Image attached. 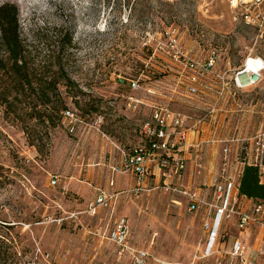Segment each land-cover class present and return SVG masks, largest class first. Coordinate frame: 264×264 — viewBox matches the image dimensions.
<instances>
[{
  "label": "rangeland",
  "instance_id": "rangeland-1",
  "mask_svg": "<svg viewBox=\"0 0 264 264\" xmlns=\"http://www.w3.org/2000/svg\"><path fill=\"white\" fill-rule=\"evenodd\" d=\"M256 1H245L246 8L264 11V1ZM4 4L18 10L33 78L59 79L57 91L46 93L75 116L74 131L58 113L49 123L53 106L40 102L39 87L22 90L0 69V93L7 98L0 103V264H133L137 251L153 263L191 264L201 215L189 213L184 198L153 175L137 194L129 192L135 177L115 167L119 148L142 143L140 127L153 104L190 117L191 126L216 102L212 73L198 95L186 92L187 71L166 49L173 40L166 32L174 31L188 58L204 61L216 50L214 73L229 82L247 54L264 56V36L240 19L245 7L235 9L230 0H0ZM132 81L140 89H131ZM130 96L140 103L129 107ZM225 97L219 136L264 127V82L243 92L231 86ZM101 192L114 195L111 207L93 215L90 206ZM116 218L131 225L122 253L106 238Z\"/></svg>",
  "mask_w": 264,
  "mask_h": 264
},
{
  "label": "built area",
  "instance_id": "built-area-1",
  "mask_svg": "<svg viewBox=\"0 0 264 264\" xmlns=\"http://www.w3.org/2000/svg\"><path fill=\"white\" fill-rule=\"evenodd\" d=\"M230 2L235 9L239 6L245 7L240 19L247 25L256 26L260 31L258 36L262 38L264 11L252 13L246 8V2L239 0L236 6H233L231 0ZM173 34L174 31L166 32L173 40L171 39L165 47L173 53L177 62L183 61L188 80L186 92L198 95L204 86L205 77L212 73V76L216 77V102L207 114L196 119L191 126L187 125L190 117L170 110L167 105L153 104L149 120L144 121L140 127L144 136L142 143L129 150L120 151L122 162L117 164L115 172L134 175L137 185L129 192L137 194L153 175L150 167L153 165L158 168L161 187L184 198L189 213L201 215L202 238L191 264H198L213 257L216 258L217 264H264V203L254 201L240 192V180L245 167L257 169L259 182L264 185V127L251 135L225 138L218 135L220 128L217 124V119L222 113L220 103L225 101L231 86L243 92L264 82V56L255 52L247 54L229 82L224 74L214 73L215 61L219 55L216 50L204 61L188 58L179 47L180 44L174 40ZM131 89H140L139 81H132ZM127 99L129 107L140 103L132 96ZM74 116L70 110L65 112L64 118L68 121L71 131H74ZM206 127H209L207 138L204 137ZM209 144L219 146L220 149L212 198L199 187L176 184L177 180H182L187 169V154L191 153L193 156L194 175L201 177L205 173L206 146ZM52 179V184L56 185L58 179ZM160 185H156L155 189L160 188ZM113 196L101 192L96 204L92 203L90 206L93 215L97 213L98 208L111 207L109 200L114 198ZM112 228L107 230L106 238L122 253L129 245L130 222L125 218H116ZM231 230L236 233L233 238L230 237ZM252 234H256L255 241L250 240ZM132 261L133 264H177L160 261L153 263L145 251H137Z\"/></svg>",
  "mask_w": 264,
  "mask_h": 264
},
{
  "label": "trees",
  "instance_id": "trees-1",
  "mask_svg": "<svg viewBox=\"0 0 264 264\" xmlns=\"http://www.w3.org/2000/svg\"><path fill=\"white\" fill-rule=\"evenodd\" d=\"M63 46L70 42H63ZM0 45L3 48L6 58L0 60V69L8 72L12 83L17 87L24 89H34V86L39 87V99L43 105L49 106L52 104L46 91H57L60 80L57 81L52 78L40 77L35 80L33 78V68L26 60V46L21 38L19 23H18V10L16 6L4 4L0 7ZM56 65L61 70V62ZM64 81L69 80L67 75H63ZM7 100L5 94L0 93V103ZM9 101V100H8ZM6 102V101H5ZM53 110L49 114L47 121L51 124L54 123V113L62 115L64 118L65 112L68 111L66 104L62 103L60 107L56 104L53 105ZM61 118V116H60ZM140 134H142L140 132ZM144 136L142 135V138ZM241 194L254 199L257 202L264 203V185L260 184L257 169L253 167H245L244 174L240 180Z\"/></svg>",
  "mask_w": 264,
  "mask_h": 264
},
{
  "label": "crops",
  "instance_id": "crops-1",
  "mask_svg": "<svg viewBox=\"0 0 264 264\" xmlns=\"http://www.w3.org/2000/svg\"><path fill=\"white\" fill-rule=\"evenodd\" d=\"M205 134L204 137L207 138L208 137V129L209 127L205 128ZM131 147H129V149H131ZM128 149V150H129ZM219 146L216 145H208L206 146V151H207V170L205 171V173L201 176H195L193 169H194V163H193V156L190 154H187L188 157V166L186 171L184 172V177L182 178V180H177L176 184L180 185V186H188V187H196V188H200L202 192L206 193L209 197L212 198L213 195V181L217 175L218 172V160H219ZM119 150H125L122 148H119ZM120 163L122 162V156L120 155ZM118 163V164H120ZM151 169L153 170V175L155 176L154 178V182L157 184H160V176H159V171L158 168L154 167L153 165L150 166ZM123 175V174H121ZM132 175V174H131ZM134 176V175H133ZM135 177V176H134ZM115 183V182H114ZM135 185H137L136 182V178H135ZM204 184L206 186H204Z\"/></svg>",
  "mask_w": 264,
  "mask_h": 264
},
{
  "label": "bare ground",
  "instance_id": "bare-ground-1",
  "mask_svg": "<svg viewBox=\"0 0 264 264\" xmlns=\"http://www.w3.org/2000/svg\"><path fill=\"white\" fill-rule=\"evenodd\" d=\"M233 3V6H236V4L238 3L239 0H231ZM243 2H247L248 0H242Z\"/></svg>",
  "mask_w": 264,
  "mask_h": 264
}]
</instances>
